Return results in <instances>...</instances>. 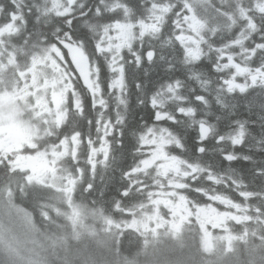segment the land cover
Wrapping results in <instances>:
<instances>
[{
  "label": "snow or ice",
  "instance_id": "6c2138e0",
  "mask_svg": "<svg viewBox=\"0 0 264 264\" xmlns=\"http://www.w3.org/2000/svg\"><path fill=\"white\" fill-rule=\"evenodd\" d=\"M156 65L168 75L147 80ZM235 94L259 98L246 104L256 120L235 118ZM237 146L264 153V0H0L3 264H51L62 251L53 200L77 241L97 235L89 217L120 241L194 226L206 254L264 264V156ZM97 177L126 219L106 213ZM30 193L33 211L16 202Z\"/></svg>",
  "mask_w": 264,
  "mask_h": 264
},
{
  "label": "rangeland",
  "instance_id": "374dc122",
  "mask_svg": "<svg viewBox=\"0 0 264 264\" xmlns=\"http://www.w3.org/2000/svg\"><path fill=\"white\" fill-rule=\"evenodd\" d=\"M124 219H126V217L116 220L121 221ZM92 220L93 218L89 217L88 227L94 230L97 235L89 233L90 236H88L87 238H82L79 241L74 239V233L72 235V231L69 227L63 226L62 230H57L62 235H66L68 237V242L63 247L62 251L53 258V264H200V261H198L196 255L194 256L193 254L182 250L181 246L179 247L174 244L170 245L167 242H158L162 238H169V236L173 239L181 238V235H179L178 232L173 231L171 228L161 229L155 235L147 237L142 236L145 238V242L146 244L148 243V246L152 244L154 245L141 256H137L133 259H125L123 260V262H120V260L116 256L112 255L111 243L108 241L106 235L99 231V229L104 231V228H102L104 226L103 222H101L100 220V223H98L96 222L97 219H94V221ZM241 232L242 228L237 227L236 234H240ZM91 240L96 246L95 254L91 253ZM242 243L243 242H239L237 245L239 246ZM196 244L201 251V254L207 256L208 254H206L202 248V238ZM213 264L237 263L234 262L232 258L223 256L219 257L218 261H215Z\"/></svg>",
  "mask_w": 264,
  "mask_h": 264
},
{
  "label": "trees",
  "instance_id": "16d2710c",
  "mask_svg": "<svg viewBox=\"0 0 264 264\" xmlns=\"http://www.w3.org/2000/svg\"><path fill=\"white\" fill-rule=\"evenodd\" d=\"M135 2L138 4L139 0H135ZM66 58L70 59V57H66ZM202 68L204 70H207L208 73L210 74V72H211L210 63L203 62L202 63ZM155 69H157V68H155ZM155 69L151 71V74L149 75V77L146 78L147 80L155 81L158 77H160V76L155 77V75L157 74ZM158 70H162L163 71L162 77H166L168 75L167 73L164 72V66H162V68H160ZM140 78L141 79L145 78L143 76V72L141 73ZM81 84H82V81H81ZM193 86L195 87V84H193ZM197 92L199 94H203V93H200V90L198 88H197ZM192 99H194V96H193ZM196 104H198V102H194L193 106H195ZM237 104L239 106V103H237ZM256 111H258V109L254 108L253 112L251 114H249V113H246V114H248V116H250V117L255 118V120H256L257 119ZM256 128L257 129H255V132H256L255 135L258 136L260 134L261 129L258 126ZM245 153L252 154L257 159H259L260 156H264V153H256V152L248 153V150H247L246 147H245ZM233 167L237 168L238 170H240L242 173H244L246 175H251L250 169H251L252 165L248 161L240 160L238 162H233ZM105 183H107V181H105ZM86 186H87L86 183H84V187H86ZM96 186H97L98 191H100V190L104 191V183H101V180L96 183ZM108 186H110V188L105 193V197H104V200H103V205L105 207V210H106L107 214L113 216L114 219L116 218V219L119 220V218L121 217L119 214H114V213L110 212V202H111L112 198L117 196V192H116L115 186L113 184H108ZM84 195L87 196V193H85ZM92 196L94 197L93 199H98V194L94 193ZM75 197L78 200H80L81 202L85 203V204H87L88 201L92 200L91 196L82 197L81 198L79 190L77 191ZM32 198H33L32 194L30 193L29 196L26 199H21V198L17 197V201L16 202H17V204L21 205L22 207L28 209L29 211H33L32 206H31ZM34 215H36V214L34 213ZM36 220H37V223H42V222L39 221L40 218H39L38 215H36ZM92 221H94V219ZM99 221L100 220H98V219L96 220V222L100 223ZM63 224H64L63 226L69 227L68 224L66 222H64V221H63ZM102 228H104V226ZM99 231L101 233H105L101 229H99ZM72 235H73V232H72ZM108 235H110V234H108ZM88 236H89V234L85 235L83 238H87ZM165 239L166 238H162L158 242H165L166 241ZM169 239L176 241V242L173 241L175 243H171L172 245L174 244V245L179 246V247L180 246L183 247L185 245H190L191 246V250H192V248H194V251L192 250V252H194L193 254L196 255V257L198 258V261H200V264H203V263H205V264H213L215 261H218L219 257H221L219 254H213V255L204 256V254H201V251L199 250V248H198L196 243H193L191 241H189V243L180 242V240L184 239V237L173 239V238H171L169 236ZM145 241L146 240H145L144 237H142V236H140V235H138V234H136L134 232H127V233L124 234V237H123L122 241H120V239H116V240L112 241V243H111L112 250L111 251L113 252V250L115 249L114 250L116 252L115 254L117 256H119V257H123V259H122V262H123V260H125V259L127 260V259L136 258L138 256V252L145 253V251L149 250V248H151L154 245V244H152V245L148 246V243L146 244ZM166 242H168V241H166ZM237 248L238 249H243L244 248V243L240 244L239 246L237 245ZM91 253L92 254L96 253V246L94 245V243L92 241H91ZM115 254H113V255H115ZM224 257L232 258V260L234 262H236L237 264H251V262H250L251 260H250L249 256L243 255L242 253L227 254ZM122 264H124V263H122Z\"/></svg>",
  "mask_w": 264,
  "mask_h": 264
},
{
  "label": "flooded vegetation",
  "instance_id": "af4514ba",
  "mask_svg": "<svg viewBox=\"0 0 264 264\" xmlns=\"http://www.w3.org/2000/svg\"><path fill=\"white\" fill-rule=\"evenodd\" d=\"M254 39H256L257 42H260L258 36L254 37ZM125 55L127 56V53H125ZM145 67H148V65L146 63L142 66V69H141V71L139 73V76L141 75V73L143 72V68H145ZM155 68H156V66H155ZM210 70H211V68H210ZM210 74H211V72H210ZM157 76H158V73L155 75V77H157ZM160 77H162V76H160ZM181 78L183 79L184 77H181ZM195 87H197V85H195ZM132 90L134 92V87H133ZM235 95L238 97L237 98V103H239V106L237 107L236 114H235V116L237 115L238 117H235V118H242V119H246L247 118V119L251 120L252 117H250V116H248V114H246V113H248V110L246 108V104L249 103V102H252L253 104H258L259 98L258 97L254 98V94L248 95L246 97L240 96V94H235ZM193 101H194V99H193ZM135 103H136L135 97L133 96L132 99H131V104H132V107L134 109L135 115H136V117L138 119L139 116L142 115V112H141L142 110L135 109ZM177 118L178 119L181 118L179 113H177ZM163 126H166V127L170 126V122L163 124ZM252 131L256 134L255 129H252ZM245 147L246 146H237L236 152L238 154H241V153L247 154V153H245ZM193 148H194V145H193ZM173 154L180 155L181 153H180L179 150H174ZM128 162L130 163V160ZM191 183H193V185L195 184V182H191ZM109 188H110V186H108L107 188L104 187V192L106 193V191H108ZM218 191H220V189H218ZM182 194L188 195L190 199L194 195V194H190V193H182ZM224 194L229 195L236 202H241V200H242V198L239 197L238 193H236L234 191H224ZM220 207H221V209H223L222 205ZM235 232H236V229H235ZM178 233H179V235H181V237H184V238L188 239L189 241H191L193 243H197L201 239V237L197 233V230H196V228L194 226H186V227L182 228L181 231H179Z\"/></svg>",
  "mask_w": 264,
  "mask_h": 264
},
{
  "label": "bare ground",
  "instance_id": "6f19581e",
  "mask_svg": "<svg viewBox=\"0 0 264 264\" xmlns=\"http://www.w3.org/2000/svg\"><path fill=\"white\" fill-rule=\"evenodd\" d=\"M162 66H163V65H156V68H157V69H155V71H156V73H158V76H162V74H163V71H162V70H158V69L162 68ZM150 74H151V72H150ZM175 75L183 77V76L185 75V70H184V69H180L177 73H175ZM197 88H198V86H197ZM198 89H199V88H198ZM235 117H238V116L236 115ZM251 120H255V118L252 117ZM253 129H257V128H256V127H253ZM99 181H100V178L98 177V178L96 179V183L99 182ZM91 198L93 199L94 197L91 196ZM120 218H123V217L121 216ZM62 224H63V222H62ZM63 225H64V224H63ZM97 228H98V227H97ZM103 234L106 235V237H107V239H108V241H109L110 243H112L113 240L119 239V237L116 236L115 234H110V235H108V233H107V234H106V233H103ZM89 236H90V235H89ZM91 237H92V235H91ZM110 240H111V241H110ZM165 240L168 241L169 244H171V243H175V242H176L175 240H171V239H169V238H167V239H165ZM91 241H92V240H91ZM166 241H165V242H166ZM173 241H175V242H173ZM168 242H167V243H168ZM180 242H183V243H189V240L186 239V238H184V239H181ZM178 243H179V242H178ZM181 249L184 250V251H187V252H189V253H191V254L194 253V252H192V250L194 251V249L191 250V246H190V245H185V246L181 247ZM114 250H115V249H114ZM114 250H113V252L111 251L112 255L116 253ZM146 252H147V251H145V253H146ZM142 254H144V253L138 252V256H141ZM193 255L195 256V254H193ZM113 256H116V257L120 260V262H122L123 257H119V256H117L116 254L113 255ZM59 264H60V263H59Z\"/></svg>",
  "mask_w": 264,
  "mask_h": 264
},
{
  "label": "clouds",
  "instance_id": "9594fccd",
  "mask_svg": "<svg viewBox=\"0 0 264 264\" xmlns=\"http://www.w3.org/2000/svg\"><path fill=\"white\" fill-rule=\"evenodd\" d=\"M50 204H51L50 212H51V214H52L53 219L56 220L57 223H62V222H63V219L60 218V217H57L56 212H57V209H58V208H62L63 205L60 204V203H59L58 201H56V200L51 201ZM48 227H49V226H47V225L44 226L45 229H47ZM53 258H54V257H53ZM0 264H3V262L0 261ZM51 264H53V259H52Z\"/></svg>",
  "mask_w": 264,
  "mask_h": 264
}]
</instances>
